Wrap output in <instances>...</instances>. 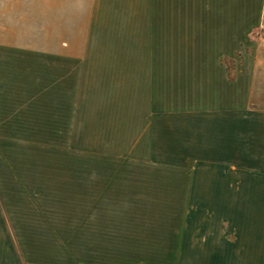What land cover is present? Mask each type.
<instances>
[{"label": "rangeland", "instance_id": "374dc122", "mask_svg": "<svg viewBox=\"0 0 264 264\" xmlns=\"http://www.w3.org/2000/svg\"><path fill=\"white\" fill-rule=\"evenodd\" d=\"M21 41L41 55L22 74L25 100L5 89L7 99L22 98L20 110L1 104L12 109L0 111V264H82L94 234L106 242L94 248L104 264L119 255L118 264H129L126 255L162 264V228L177 224L180 201L162 112L177 116L193 95L202 72L185 63L198 56L122 54L130 40L114 38ZM251 42L264 53V29ZM242 57L223 61L229 76ZM257 89L264 100V86Z\"/></svg>", "mask_w": 264, "mask_h": 264}, {"label": "crops", "instance_id": "0c3cea01", "mask_svg": "<svg viewBox=\"0 0 264 264\" xmlns=\"http://www.w3.org/2000/svg\"><path fill=\"white\" fill-rule=\"evenodd\" d=\"M262 29L264 0H0V111L12 109L1 106L8 102L20 110L22 98L7 99L5 89L25 100L23 75L41 55L21 40L114 38L130 40L122 54L198 56L185 63L202 72L193 95L177 116L162 112L167 149H177L180 201L177 224L162 228L161 261L264 264V100L257 89L264 86V61L251 42ZM187 39L198 43L188 46ZM239 54L231 77L223 61ZM89 239L93 248L82 264H104L106 255L94 249L106 246L103 236ZM120 240L115 235V246ZM127 256L125 262L139 264L138 256ZM123 260L119 255L114 264Z\"/></svg>", "mask_w": 264, "mask_h": 264}]
</instances>
